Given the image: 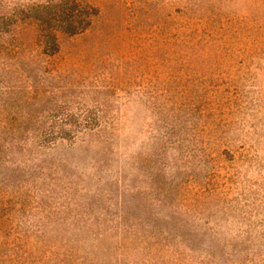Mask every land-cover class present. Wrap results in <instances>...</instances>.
<instances>
[{
  "label": "rangeland",
  "instance_id": "rangeland-1",
  "mask_svg": "<svg viewBox=\"0 0 264 264\" xmlns=\"http://www.w3.org/2000/svg\"><path fill=\"white\" fill-rule=\"evenodd\" d=\"M46 1L0 0V202L22 189L0 204V264H87L91 252V264H143L116 235L83 237L80 226L122 215L203 245L246 230L237 246L264 254V0H86L99 9L92 26L59 34L52 56L21 19ZM81 108L117 151L56 138L30 152L41 129ZM169 139L180 142L160 151ZM199 185L213 195L196 197Z\"/></svg>",
  "mask_w": 264,
  "mask_h": 264
},
{
  "label": "trees",
  "instance_id": "trees-1",
  "mask_svg": "<svg viewBox=\"0 0 264 264\" xmlns=\"http://www.w3.org/2000/svg\"><path fill=\"white\" fill-rule=\"evenodd\" d=\"M98 13L99 9L86 0H49L43 4L32 7L31 10L21 19L26 21L30 27H33L35 31V43L38 46L40 53L45 56H52L59 52V34L66 36L83 34L92 26ZM97 115L98 114L95 113V111L89 108L77 109L71 114L72 118L70 121L61 120L58 123L51 124L50 129L46 131H42L41 129L39 131L40 134H38L39 136H35L37 138L36 141L34 140L35 147H32L30 152H39L38 149L45 148V143L47 144L51 140H54L55 142L56 138H58L60 144L65 141L72 144L74 141L80 140L85 142L88 149L93 145L101 149H108L109 152H113L114 150L117 151L112 138H109L108 135H106L109 126L101 124ZM15 127L19 130L26 129L23 125ZM39 137L42 138V141L38 139ZM48 137L52 138L48 139ZM179 142V140H175L174 142L173 139H169L167 143L163 141L159 144V149L160 151H165L176 145V143L179 144ZM177 153L178 161V159H180V152ZM176 163V158H174L172 165L170 166L171 171L174 170L173 165L176 166ZM38 167L40 171H43L46 164H42ZM30 174L31 176H34L35 174H42V172H39L36 169L31 170ZM171 174L172 173L167 175L164 173L162 174V178L171 179V177H173ZM36 177L39 176L36 175ZM159 179L160 173L156 174V180L158 181ZM180 183L179 180L174 186L178 187ZM202 187L205 188L201 190ZM202 187L199 185L200 191L195 193L196 197L203 199L209 198L213 195L215 191L214 188L207 185ZM21 191L22 189L18 187L14 188L12 193H7L6 195L8 196L2 199L5 200L7 197L19 195ZM175 195V193L170 194L173 198H175ZM2 199L0 204L3 202ZM86 204L81 205V211L84 215L87 216V218L91 217L92 220H99V214L94 212V210ZM83 220L85 222L89 221L86 218H83ZM153 220L156 222V218ZM262 220L263 218H261L260 221ZM158 221L162 223L161 225L168 224L173 228L181 230L180 226H177L176 224V219H171V221H163L159 219ZM240 221L242 223V220ZM92 223L93 221H90L89 224L80 226L83 237L92 239L94 242L98 239L97 237L100 232L104 234V232L107 231L114 236L116 235L118 239L113 241L115 248L122 249L123 251L140 248L141 251L138 252L137 250L133 255L144 256L145 258L142 261L143 264L146 262H149V264H166L171 262H174L175 264H189L188 261H190V263L192 262L191 264H264V254L261 253L259 248H254V250H252L251 247L248 246L243 250L242 248H239L240 246H237V243L239 242H244V244L247 240L249 242V237L245 236L246 230L244 232L242 231L244 235L240 236L239 233L230 237V239L234 241L233 244H231V240L226 239L222 242L216 240L214 242L210 241L207 245H203L199 242L198 237L184 233L182 230L178 232L179 234L177 235H170L165 234V227H156L155 229H147L146 227V229H143L137 218L131 217L130 215H122L119 218L118 223L114 218L108 222L103 221L99 226L101 229H96L92 226ZM94 223L99 222L94 221ZM262 223L264 224V221ZM244 226H247L249 229L251 227V222H245ZM256 239L257 242L260 243L261 248L264 249V234H260ZM93 242H88L87 245H96L92 244ZM228 242L230 243V248L234 249L233 251L226 252V244ZM95 249L100 250V247L96 246ZM101 251L102 250H100V253ZM188 251H202L203 254L198 258H193L188 255ZM92 254L95 255L94 252H91V257L88 259L90 263L87 262V264H91L99 259ZM155 254L157 255L156 257H154Z\"/></svg>",
  "mask_w": 264,
  "mask_h": 264
}]
</instances>
